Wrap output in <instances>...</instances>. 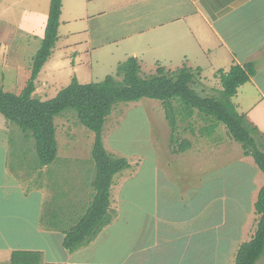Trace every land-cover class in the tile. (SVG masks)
<instances>
[{
	"label": "rangeland",
	"instance_id": "1",
	"mask_svg": "<svg viewBox=\"0 0 264 264\" xmlns=\"http://www.w3.org/2000/svg\"><path fill=\"white\" fill-rule=\"evenodd\" d=\"M43 3L46 0H0V89L17 92L18 86L25 85L28 75H24L23 70L13 73L10 62L13 55L7 63L5 61L8 54L16 51L13 42L15 35L23 29V23H30L29 26L35 27L40 37L43 36L46 23L42 28V11L34 12ZM59 39L57 29L51 59L55 57L54 52L61 55L60 47L57 46ZM130 39L125 37L105 41L100 47L89 51L86 56H91L90 60L100 57L102 62L84 69L65 65L59 70L56 66L53 70L47 63L51 61L48 58L38 74L41 77L39 83L49 78L53 81L45 83L44 92L39 89L40 94L33 96L40 100L49 99L74 77L79 83H88L99 81L108 74L114 75L117 65L111 67V63L129 57ZM109 47V53L102 55L101 51H107ZM33 52L34 48L29 55H19L24 62L22 64L29 70ZM121 52H125L124 55L120 56ZM110 54L113 56L110 57ZM142 58L143 77L155 73L158 67L166 66L163 61L155 63L150 52H145ZM229 66L230 61L214 60L213 63L204 64L202 75H196V82L192 86L200 94L216 95L221 83L214 72L219 68L226 71ZM231 100L234 104L236 97ZM178 102L177 98L173 99L176 108L174 133L179 139L191 142L187 150L179 153L172 151V129L159 100L144 97L135 101H121L114 105L107 116L101 131L105 149L110 155L125 157L131 163V167L113 178L111 213L117 210L113 221L120 222L116 228H123L129 219L131 232L135 225L149 228V238L145 240L147 255L144 256L148 264H196V256L188 248L186 232L193 234L197 231V234L205 235L204 229L213 231L214 248L209 252L211 255L207 252L198 253V262L204 264L206 260H212L213 264H233L236 244L239 240H249L256 227L258 216L253 204L257 190L263 184L264 174L255 172L257 165L251 157H246V160L243 158L240 143L228 136L222 123H217V128L210 136H201L199 130L212 121L196 113L186 117ZM6 121L0 114V229L10 230L15 236L9 238L6 234L4 240L0 239V258L8 252V246H1L5 241L14 249L42 246L48 255H54L58 247L51 240L53 236L38 237L37 229L42 228L47 221L46 210H50L51 199L56 195L67 197L73 200L72 204L79 206L69 211V217L76 218V221L90 204L94 193L91 182L95 176V163L91 157L94 133L80 123L74 109H65L54 116L57 160L49 165H41L30 133V137L25 136L15 123L8 124ZM57 171L59 176L56 180L52 178V182L50 177ZM250 175L252 178L255 175L261 178V181L258 180V184L261 182L259 187L253 186L251 189ZM171 200H174L173 204ZM157 215L179 219L181 224H168V237L163 233L166 225L158 224L157 238L152 239L154 234L151 231L156 226L152 223V216ZM40 222L43 224L40 225ZM179 230L185 232L175 240L174 236ZM119 232L120 229L114 226L103 228L94 239L97 241L96 247L105 244L108 251L120 250L119 246L128 249L129 244H133V236L129 232L125 235ZM222 233L232 239V247L229 245L224 249L220 244ZM85 253L93 254L96 251L86 248ZM57 254H60L59 251ZM221 254H224V260L218 263ZM256 264H264V255Z\"/></svg>",
	"mask_w": 264,
	"mask_h": 264
},
{
	"label": "crops",
	"instance_id": "2",
	"mask_svg": "<svg viewBox=\"0 0 264 264\" xmlns=\"http://www.w3.org/2000/svg\"><path fill=\"white\" fill-rule=\"evenodd\" d=\"M49 1L46 0V3L34 9V12L42 11V28L47 20ZM29 25L28 22L23 23V29L15 35L13 44L16 46L14 48L16 51L8 54L5 61L7 63L9 57L13 55L10 59L13 73L23 70L24 75H28L27 78L30 75V70L22 64L23 60L19 58V55L22 53L29 55L33 48V53H35L42 38L35 27ZM57 29L60 38L57 46L60 47L61 55L54 52L55 57L53 56L54 58L51 59L53 54L51 52L50 59H48L51 61H46L53 70L56 66L59 70L65 65H72L74 69L94 66L93 64L102 61L100 57L90 60L91 56H86L89 51L100 47L105 41H115L125 37L131 38L129 40V57L131 55L136 57L140 67L144 63L142 57L145 56V52H150L155 63L163 61L166 70H175L182 67L183 64H189L187 67L191 69H200L199 75H202L204 64L213 63L214 60L230 61L229 68L233 64L242 65L252 62L255 68L254 75L237 88L234 105L239 113L245 115L249 123L257 127L258 139L264 143V76L262 77L264 75V0H61ZM108 50L110 47L107 51H101V54L106 56L109 53ZM52 51L54 50L52 49ZM124 53L121 52L120 56ZM110 61L112 62V58ZM116 63H111V67L117 65ZM50 75H54V73ZM39 80L41 77L38 75L33 95H39V89L44 92L45 83L51 79H45L41 83ZM23 86H18L19 90L15 93H18ZM246 157L250 158V156L243 155L245 160ZM240 160L242 159L240 158ZM48 170V175H50L51 171ZM255 170L261 174L257 167ZM56 173L49 176L52 182L59 176V172ZM250 180L251 189L253 186L259 187L261 184V182L258 184L261 178L256 175L254 178L250 175ZM72 197L80 198L81 196ZM71 201L73 200L67 197L60 198L59 195L52 198L50 210H46L45 213L49 222L46 221L42 228L37 229L38 237L53 236L51 240H54L53 243L58 247L59 255L57 251L54 252V255L53 253L48 255L47 250L42 246H24L14 249L9 242L5 241V244H1V246H8V252L7 255L0 258V264H148L144 256L147 255L145 240L149 238V228L145 225L144 227L135 225V227L132 226L133 231L131 232L128 225L129 219L123 228H116V226H120V222L115 220L105 226L107 229L112 226L115 229H120L119 234L121 235L129 232V235L133 236L131 237L133 244H129L128 249L125 246H119L120 250L108 251L105 244L96 247L97 241H94V238L73 252L65 250L62 246L63 231L76 221V218L69 217V211L76 207ZM173 202L174 200H171L172 204ZM76 208L78 209L79 206ZM152 217L154 218L152 223L156 225L151 231L154 234L152 239L157 238L158 224L166 225V231L163 233L167 237L170 231L168 224H181L179 219L165 218L160 215ZM39 224L41 225L43 222ZM204 230L205 235H199L197 231L193 234L186 232L189 241L188 248L192 251L193 256H196V264H200L198 253H209L214 248L215 235L213 231ZM204 230L202 231L204 232ZM9 231L0 229V239L4 240L3 236L6 237V234L9 235V238L15 236ZM184 232L179 230L174 236L175 240H178ZM222 234L220 244L224 246V249L229 245L232 247V243L230 244L232 239L226 237L225 233ZM198 236L206 238L199 239ZM240 243H242L241 240L236 244L234 255ZM200 246H202L201 249ZM86 248L96 251V253H85ZM209 254L211 255V253ZM220 256L218 263H223L224 254ZM222 257L223 259H221ZM204 264H213V262L206 260Z\"/></svg>",
	"mask_w": 264,
	"mask_h": 264
},
{
	"label": "trees",
	"instance_id": "3",
	"mask_svg": "<svg viewBox=\"0 0 264 264\" xmlns=\"http://www.w3.org/2000/svg\"><path fill=\"white\" fill-rule=\"evenodd\" d=\"M61 0H50L49 10L40 46L32 56L30 75L18 92L0 89V114L6 123H15L25 136L32 137L41 165H49L57 156L54 116L67 108L74 109L80 123L94 133L91 157L95 163V176L91 183L94 194L84 214L63 231L62 246L68 252L92 241L116 215L111 213L110 190L114 175L131 167L125 157L110 155L105 149L101 131L115 104L140 98L159 100L165 118L171 126V148L175 153L187 150L191 142L179 139L174 133L176 118L173 99L177 98L181 112L186 116L195 113L212 122L199 130L201 136H210L222 123L228 136L240 143L245 156H250L264 174V143L258 139L259 131L244 114L236 110L232 97L237 88L254 75L252 62L233 64L228 71L219 69L215 75L221 88L216 95L200 94L193 86L200 69L182 66L175 70L158 67L156 72L143 77L136 57L130 56L116 66L114 75L108 74L99 81L79 83L74 77L55 96L40 100L33 96L35 80L51 55L57 40ZM30 133V136H29ZM27 138V137H26ZM258 216L251 238L239 244L233 264H256L264 255V184L257 192L253 204Z\"/></svg>",
	"mask_w": 264,
	"mask_h": 264
}]
</instances>
